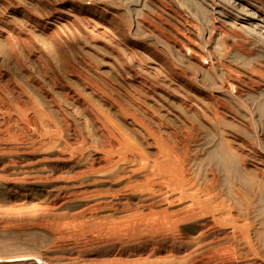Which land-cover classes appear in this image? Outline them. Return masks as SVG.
<instances>
[{
    "label": "rangeland",
    "instance_id": "1",
    "mask_svg": "<svg viewBox=\"0 0 264 264\" xmlns=\"http://www.w3.org/2000/svg\"><path fill=\"white\" fill-rule=\"evenodd\" d=\"M128 112L195 163L225 145L224 170L201 174L257 256L228 226L200 240L208 219L178 241L111 234L116 208L145 204L127 191L140 174L103 169L102 114L156 151ZM263 193L264 0H0V264H191L230 243L234 264H264Z\"/></svg>",
    "mask_w": 264,
    "mask_h": 264
},
{
    "label": "bare ground",
    "instance_id": "2",
    "mask_svg": "<svg viewBox=\"0 0 264 264\" xmlns=\"http://www.w3.org/2000/svg\"><path fill=\"white\" fill-rule=\"evenodd\" d=\"M28 110H30V109H28ZM125 111L127 112L128 110L126 109V110H124V112ZM122 112H123V110H122ZM216 112H218V111L216 110ZM128 113H129L128 118L131 115L134 116V113L133 114H130V112H128ZM137 115L139 116V114H137ZM39 116H41V118L44 117V115L43 116L39 115ZM124 116H125V114H124ZM99 117H101V116H99ZM130 118H131V120L136 118L135 122L138 125L137 127H139L142 130L141 132H143V135L146 137V140L148 139L149 141H151V144L154 145L156 151L153 154H149L148 152L146 153L143 149L144 146H142V143L144 141L143 142H140V141L137 142V140H139V139L138 138L135 139L137 137L136 134L134 135L136 137H132V136H129V134H131V133H129V134H127V132H126V134L123 133L124 130H122L123 128L121 127L120 124H119L120 127L117 123L116 124L118 126L114 125L113 121L115 119L112 121V118L110 119V117L106 116L105 114H102L101 122L104 120V122H102L103 126H105L106 124L108 126V129H107V127H104V129L106 128L107 131H106V133L104 131L105 134L102 135L103 140H101L102 142L100 145V149L103 151V154L105 152V154H107V156H108L107 163H105V166L103 167V169L107 170V171L108 170H113V171L115 170L116 172H118V174H117L118 179H124L125 177L127 178V177H129V174H133V175L134 174H140L142 176V180H140L139 182L138 181L137 182H130L127 186V191H129L131 196H133L135 199L140 198L142 203H144L146 205V206L142 205L141 202H140V204L142 206H140V204L136 205L135 204L136 202H135L134 203L135 207H133V208L128 207V206H127L128 208H125L124 205H123V207L125 209L119 210L116 208L115 212H117L118 215H122V216L120 218L117 217L119 219L117 221L112 220L113 226L110 230H112L113 233H111V234H116L120 238L124 237V238H128L130 240L132 239L135 241L139 238L144 239V237L149 238V240H154V241H157V240L163 241V239H169V238L178 241V239L179 238L181 239V237L185 234V230H188V231L192 230L191 228H192L193 223H198V225H199V223H200L199 221H202L203 219L204 220L208 219V222H206L207 224L204 225V223H202L203 227L200 228V230H199L200 231L199 232L200 233V236H199L200 240H203L208 234H210L212 232H215L217 230L218 231L222 230L223 227H225L227 229L226 226H228L231 229L230 237L228 236L230 233L229 234L227 233V236L229 237V239H232L234 241V243L239 244V245H241L242 242L246 243L248 249L250 250V253L253 254V256H257V252L254 249L255 246H254L252 239L250 237V234H251L250 229L253 226L250 225L249 223L241 224L238 220L233 219L232 216H230V218H229V210L230 209L228 207V204H226L225 196L223 197L222 192H220L221 181H220L219 177H215V176L213 177L212 176V178H209V176L207 175V177H208L207 178L205 176V174H201L202 166L206 162H207L206 166L208 163H210L211 165L213 164L216 167V170H217L216 173H218V174H219V172L224 170V166L226 165V162H225L226 161V156H225L226 153H225V149H224L225 145L224 146H221V145L215 146L214 145L215 148L210 150V152L207 154V156L204 158V160H202L203 159V157H202V159H200V160H202L201 162L195 163V162H193V159L190 160V155H189L190 152H189L188 144H186L187 142L185 144L184 143L182 144L183 141L181 139L180 142H181L182 146H181V144H179V146H174L173 144H169L170 142L168 143L167 140L165 141L166 138L165 139H163L164 137L162 138V136H161L162 134L160 135V131L156 130L154 127L151 126L152 124L150 125L148 123L149 125H147V123H146L147 121L145 119H143V120L145 121L146 124L143 122V120L142 121L137 120L138 119L137 117L131 116ZM27 119H29V118H27ZM27 119L25 118V120H27ZM98 119H100V118H98ZM126 120H127V118H126ZM33 121L34 120H32V122ZM45 121L46 120L44 117L43 122L45 123ZM131 122H133V121H131ZM104 123H106V124L104 125ZM49 124H51V123H49ZM136 124H134V125H136ZM48 125H45V127H47ZM159 125H161V124H159ZM49 126L52 127V125H49ZM118 127L120 129L121 128L122 129L120 130ZM139 128H138V131H139ZM51 129L53 130V128H51ZM54 129H56V128H54ZM51 133H53V131ZM140 134L141 133H139L138 135H140ZM143 135H142V137H143ZM44 136H45V134H44ZM187 137L190 138L189 136H187ZM187 137H184V138L186 139ZM179 139L180 138H178V140H177L178 143H180ZM185 139H184V142H185ZM186 141H188V140H186ZM81 142H82V145L86 148H87V146L89 147L91 145L93 147L96 144L95 143L93 145V143L88 142L87 139H85V138H82ZM139 143H141V144H139ZM176 143H175V145H176ZM211 143H212V141H211ZM48 145H49V143H48ZM83 150H86V149H83ZM227 157L229 158L228 155H227ZM101 158L102 157H100V160H101ZM104 159H105V157H104ZM198 159H199V156H198ZM194 161H196V160H194ZM125 165H126V167H125ZM100 166H102V165H100ZM99 167H96V168H99ZM234 170H236V167ZM84 172H86V171H84ZM210 173H211V171H210ZM241 174H242V172H241ZM239 178H241V177H239ZM127 179H129V178H127ZM130 179H131V177H130ZM236 179H237V177H236ZM230 181H231L230 179H226L227 183H230ZM240 181H242V180H240ZM245 181L247 183V180H245ZM241 184H242V182H241ZM228 185H230V184H228ZM237 185H239V184H237ZM226 187H227V184H226ZM240 188H242V187L240 186ZM246 188H248V186ZM242 190H244V188L241 189V191ZM236 194L238 195V193H236ZM137 197H139V198H137ZM261 199L264 201V193L261 195ZM233 201L235 202V199L232 200V204H233ZM103 204H104V202H103ZM128 205H132V204H128ZM94 206L96 207V205H94ZM161 206H162V208H163V206L164 207L167 206L169 208L170 207H174V208L175 207H181V208L180 209L177 208L178 211H172L169 208H166V209L160 208L161 209L160 210L159 207H161ZM98 208H99V206H98ZM145 208L147 209V211L143 210ZM174 208H173V210H174ZM96 209H97V207H96ZM100 224H102V223H100ZM95 225H98V224H95ZM101 226H103V225H101ZM200 226H201V223H200ZM104 232H106V231H104ZM109 234H110V232H109ZM185 236H187V235H185ZM225 237H226V235H225ZM225 237H224V239H225ZM199 239H198V241H199ZM224 241L226 242V240H224ZM216 242H218V241H216ZM194 243H196V242H194ZM207 245L209 246V249H205V252H203L200 255L196 253L197 255H199V257L195 258L194 257L195 255H194L193 256L194 258L192 259L191 264H234V263H237L239 255H238V251L234 250L235 247H233L234 246L233 244L230 243L224 247L220 246V245L215 246V244L213 245L214 247L210 246L211 244H207ZM242 246H245V244L244 245L242 244ZM228 255L230 257L232 256L233 258H235L234 261H232L233 258L232 259L229 258ZM227 259H229V260H227Z\"/></svg>",
    "mask_w": 264,
    "mask_h": 264
}]
</instances>
